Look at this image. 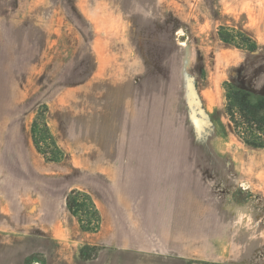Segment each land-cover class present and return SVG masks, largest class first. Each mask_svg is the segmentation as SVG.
I'll return each mask as SVG.
<instances>
[{
    "label": "rangeland",
    "instance_id": "obj_1",
    "mask_svg": "<svg viewBox=\"0 0 264 264\" xmlns=\"http://www.w3.org/2000/svg\"><path fill=\"white\" fill-rule=\"evenodd\" d=\"M228 84L264 93V0H0V264H264V171L241 164L264 149Z\"/></svg>",
    "mask_w": 264,
    "mask_h": 264
},
{
    "label": "trees",
    "instance_id": "obj_2",
    "mask_svg": "<svg viewBox=\"0 0 264 264\" xmlns=\"http://www.w3.org/2000/svg\"><path fill=\"white\" fill-rule=\"evenodd\" d=\"M242 42L240 44L248 49H257V42L242 32H238ZM221 38L232 43L236 40V34L231 30H220ZM226 113L233 125L235 133L248 145L256 148H264V94L256 93L252 90L242 88L235 84H228ZM43 135H39V122L35 121L32 126L34 144L37 150L49 161L59 160L63 156L61 148L58 146L49 131L47 123L43 122ZM41 137L50 140V147L55 154L50 156V152L42 146ZM48 148V147H47ZM66 204L70 212L78 218L83 230L87 232H97L102 225V214L93 198L85 191L72 189L66 196ZM90 250H94L91 254ZM99 248L95 246H84L80 251L82 259H93Z\"/></svg>",
    "mask_w": 264,
    "mask_h": 264
},
{
    "label": "crops",
    "instance_id": "obj_3",
    "mask_svg": "<svg viewBox=\"0 0 264 264\" xmlns=\"http://www.w3.org/2000/svg\"><path fill=\"white\" fill-rule=\"evenodd\" d=\"M252 91L256 92L255 90L251 89ZM259 93V92H256ZM264 94V93H259ZM253 147V146H251ZM256 148V147H253ZM259 150H263L264 148H256ZM244 156L241 157V164L244 165V167H247V172L250 174H256L259 171H264V153L263 152H255V153H249L243 154ZM253 157V158H252ZM256 172V173H255ZM261 173V172H260ZM259 175V174H258ZM262 175V174H260ZM244 186V189H247L248 186H245L246 184H242Z\"/></svg>",
    "mask_w": 264,
    "mask_h": 264
},
{
    "label": "bare ground",
    "instance_id": "obj_4",
    "mask_svg": "<svg viewBox=\"0 0 264 264\" xmlns=\"http://www.w3.org/2000/svg\"><path fill=\"white\" fill-rule=\"evenodd\" d=\"M213 96V95H212ZM211 100H212V97H211ZM253 158V157H252Z\"/></svg>",
    "mask_w": 264,
    "mask_h": 264
}]
</instances>
